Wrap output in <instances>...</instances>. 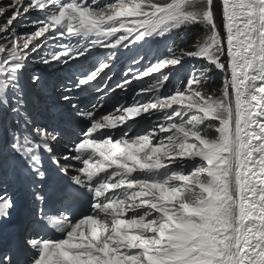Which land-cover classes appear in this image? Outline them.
I'll return each mask as SVG.
<instances>
[{"label": "snow or ice", "instance_id": "6c2138e0", "mask_svg": "<svg viewBox=\"0 0 264 264\" xmlns=\"http://www.w3.org/2000/svg\"><path fill=\"white\" fill-rule=\"evenodd\" d=\"M19 179L0 264H264V0H3L0 222Z\"/></svg>", "mask_w": 264, "mask_h": 264}, {"label": "trees", "instance_id": "16d2710c", "mask_svg": "<svg viewBox=\"0 0 264 264\" xmlns=\"http://www.w3.org/2000/svg\"><path fill=\"white\" fill-rule=\"evenodd\" d=\"M196 39V33L194 31H191L188 37L189 42H194Z\"/></svg>", "mask_w": 264, "mask_h": 264}, {"label": "rangeland", "instance_id": "374dc122", "mask_svg": "<svg viewBox=\"0 0 264 264\" xmlns=\"http://www.w3.org/2000/svg\"><path fill=\"white\" fill-rule=\"evenodd\" d=\"M3 2V0H0V3H2Z\"/></svg>", "mask_w": 264, "mask_h": 264}]
</instances>
